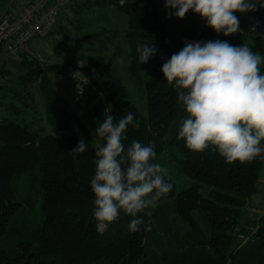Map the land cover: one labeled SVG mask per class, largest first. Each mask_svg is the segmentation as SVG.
Segmentation results:
<instances>
[{
	"label": "trees",
	"instance_id": "trees-1",
	"mask_svg": "<svg viewBox=\"0 0 264 264\" xmlns=\"http://www.w3.org/2000/svg\"><path fill=\"white\" fill-rule=\"evenodd\" d=\"M78 5L85 7L81 14L111 5L126 17V28L95 29L85 39L93 42L96 50L81 49L76 62L56 63L45 58L47 65L40 67L35 60L19 57L15 78L0 64L4 81L0 90H6L9 101L7 107L1 104L7 114L0 117V264H264V215L247 217L248 210L261 207L257 203V184L264 159L258 156L251 161L228 162L211 146L196 152L177 138L185 111L177 102L176 90L164 80L161 67L181 47L170 38L168 22L134 0L122 5L115 0L75 2L70 8L77 10ZM79 11L72 16L76 18L71 28L76 31L74 36L62 34L63 39L77 45L81 41L77 32L84 28ZM202 21L197 17L187 39L213 40L215 32L206 24L198 29ZM58 25L59 21L51 34H58ZM120 37L127 47L129 80L140 90L144 87L146 119L140 116L114 71L113 65L121 56ZM139 42H153L157 49L146 63L140 64L138 59ZM74 63L83 66L93 86L76 94L81 116L102 122L108 108L117 119L133 112L139 126L129 125L125 145L134 139L154 141L157 156L165 153L188 180V186L178 191L170 178L171 192L155 207L138 214L144 219L139 231L129 230L131 217L123 212L99 231L90 189L95 169L91 134L49 79L52 74L59 75L63 66ZM35 82L44 99L50 134L35 124L36 119L23 118L25 108L35 113L31 91ZM81 138L86 140L87 150L75 153L72 150ZM31 170L35 172L28 183L36 193L35 208H27L15 199L11 184L13 176ZM248 221L253 228H247Z\"/></svg>",
	"mask_w": 264,
	"mask_h": 264
},
{
	"label": "clouds",
	"instance_id": "clouds-1",
	"mask_svg": "<svg viewBox=\"0 0 264 264\" xmlns=\"http://www.w3.org/2000/svg\"><path fill=\"white\" fill-rule=\"evenodd\" d=\"M257 4H262L261 0H164L167 15L183 18L191 10L207 27L226 36L240 30L235 13L254 11ZM136 51L141 64L157 49L153 42H139ZM262 64L264 55L253 52L248 44L233 45L227 40L190 42L173 53L161 72L185 111L177 138L196 152L211 146L228 162H246L258 156L264 159ZM103 115L94 130V137L100 139L93 145V215L108 224L123 212L131 217L129 230L136 232L144 225L138 214L155 207L171 192L173 183L157 161L154 141L134 139L125 145L129 125L139 126L133 112L117 119L108 108ZM87 147L81 138L72 151L82 153Z\"/></svg>",
	"mask_w": 264,
	"mask_h": 264
},
{
	"label": "rangeland",
	"instance_id": "rangeland-1",
	"mask_svg": "<svg viewBox=\"0 0 264 264\" xmlns=\"http://www.w3.org/2000/svg\"><path fill=\"white\" fill-rule=\"evenodd\" d=\"M150 0H143L144 4H148ZM149 5V4H148ZM85 10V7L83 5L76 6L77 10H80V14L82 11ZM96 8V9H95ZM94 9H89L88 12L83 13V17L79 18L80 21L83 23V30L80 32H77L78 38L81 39V41L76 44V42L68 41L66 39H63L62 34L64 32H68L69 35L74 36L75 34L73 29H71L73 26H75V17H72V14L70 15L69 19L67 18V14H64L63 18L57 19V22L59 21V25L56 28L55 31L58 32V34H50L49 36L45 37L44 39H36L32 42L31 46L32 48L39 52L44 58L48 59L51 62L56 63H62V62H68L71 60H74L76 62L79 60L77 57L80 55V50L83 48H91L96 50V45L85 39V36H88L91 34L96 26L100 24H108V26H111L119 31H123L126 28V18L124 15L118 13L117 11L110 10L105 11L101 10L100 7H95ZM76 10V11H77ZM8 11V10H4ZM3 12V11H2ZM10 12V11H9ZM168 10L160 12L159 15H161L164 21L168 22L169 29L168 33L171 39H174L178 47H184L185 42L188 40L187 33L194 24L192 19L189 18H183L180 21L175 22L176 17L175 16H169L166 13ZM99 17H102V19L105 17L107 19L106 22L102 23L99 19ZM96 18V19H95ZM189 19V22H188ZM190 23V24H189ZM192 23V24H191ZM61 26V27H60ZM59 29V30H57ZM56 32V33H57ZM120 50H121V56L120 58L115 61L113 67L114 71L117 74V76L121 79L123 86L127 90V93L131 99V101L134 103V105L137 108L138 113L142 118H147V105H146V96L144 92V87L140 90L134 83H132L129 80L128 72L126 69L127 64V47L124 43L123 37H120ZM233 45H242V44H248L253 52L260 53L261 55H264V41H253L247 36H243L240 39L230 42ZM184 45V46H183ZM110 52L112 53L114 51L113 47H111ZM95 53V52H92ZM21 58L12 56L9 53L5 52L4 50L0 51V64L4 66V70H7L9 75L12 76V78H15L18 76V67L20 64ZM87 65L86 62H82ZM261 70L264 71V64L261 66ZM40 70H44L41 69ZM49 79L51 80L54 89L58 92V94L73 108V110L78 114L81 122L87 127V129L90 131L91 134V142L92 145H94L97 140L100 138L94 137V130L97 128L98 124L100 123L98 119L91 118V119H85L81 116L79 111L77 110L76 106V94L70 90L60 79L59 75H50ZM4 83V81L0 77V84ZM31 91L34 98L35 103V113L32 112L31 109L25 108L23 110V118L26 121H32L36 119V125L41 126L43 128V131L45 134H50L52 129L48 123L47 117H46V111H45V104L44 99L41 93V89L38 82H35L31 85ZM6 90H0V117L2 115L7 114V110L2 108L3 106L7 107L9 105L8 97L5 95ZM4 93V94H3ZM4 95L1 96V95ZM6 94H9L7 92ZM7 100V101H5ZM3 103H2V102ZM1 104L3 105L1 107ZM101 142V141H100ZM157 161L161 163L167 172L168 177H170L176 184L177 190H182L188 186V180L180 174L175 166L168 161V157L165 153L160 154L157 156ZM35 172V170L28 171L24 174H19L16 176H13L11 178V184L12 188L14 189V198L20 201L24 206L27 208H35L36 205L33 203L36 193L34 189L32 188L29 176L32 175ZM258 194L257 196H260V194L263 192L264 188V170L262 171V174L258 180ZM256 196V197H257ZM23 198H27V201H23ZM32 205V206H31ZM260 206V204H258ZM251 208V207H250ZM248 218L257 216L258 214L261 216L259 208L254 209L253 211L248 210L247 212ZM263 215V214H262ZM246 221V218L243 219ZM247 228H253V223L248 221ZM99 231H104L107 226L103 223H100L98 225ZM256 229H254L255 231Z\"/></svg>",
	"mask_w": 264,
	"mask_h": 264
},
{
	"label": "built area",
	"instance_id": "built-area-1",
	"mask_svg": "<svg viewBox=\"0 0 264 264\" xmlns=\"http://www.w3.org/2000/svg\"><path fill=\"white\" fill-rule=\"evenodd\" d=\"M115 1L122 5L131 0ZM75 2L77 0H32L22 6L17 13L3 11L0 14V51L4 50L12 56L35 60L41 67L46 66L48 61L35 51L31 44L36 39L49 36L61 13ZM261 2L264 4V0ZM262 4H257L254 11L235 13L240 20V30L227 36L223 32H215L213 40L233 42L243 36L264 40V5ZM204 25V21L200 22L198 29L202 30ZM196 41L198 40L188 39L185 44ZM59 77L75 94L93 88L90 78L83 73V66L80 63L63 66ZM259 210L264 215V198Z\"/></svg>",
	"mask_w": 264,
	"mask_h": 264
},
{
	"label": "crops",
	"instance_id": "crops-1",
	"mask_svg": "<svg viewBox=\"0 0 264 264\" xmlns=\"http://www.w3.org/2000/svg\"><path fill=\"white\" fill-rule=\"evenodd\" d=\"M32 0H0V14L2 13V11L4 10H8L12 13H17L21 8L22 6L28 4L29 2H31ZM94 0H77V2H80V4L82 3H89V2H92ZM134 1H137L139 3H143V0H134ZM144 4V3H143ZM149 4V5H148ZM148 4H145L147 5L150 9H153L155 10L157 13H160V12H163V11H166L168 9H166L164 7V0H150ZM96 9V8H95ZM94 9V10H95ZM101 10H105V11H110L111 9L114 10L115 8L111 5H106L104 7H100ZM115 11H117L119 13L118 10L115 9ZM169 11V10H168ZM75 12L76 10H73L71 9L70 7L65 9L61 15L64 16V14H67V18L70 17V15L72 14V16L75 15ZM81 16L83 17V14H81ZM185 18H189V19H192L191 22H195V20L197 19V17H200L199 14H196V13H193L191 10H189L185 16ZM183 17V18H184ZM126 18V17H125ZM183 18H176L175 19V22L177 21H180L181 19ZM96 19V18H95ZM101 19V20H100ZM189 19H188V22H189ZM97 20H100V22L104 23L107 21V19L104 17L102 19V17H99V19L97 18ZM190 24V23H189ZM192 24V23H191ZM101 27H111V26H108V24L104 23V24H100L98 26H96L95 29H99ZM215 35V34H214ZM206 39V38H205ZM263 198H264V188H263V192L260 194L258 200H257V203L258 204H262L263 202Z\"/></svg>",
	"mask_w": 264,
	"mask_h": 264
},
{
	"label": "bare ground",
	"instance_id": "bare-ground-1",
	"mask_svg": "<svg viewBox=\"0 0 264 264\" xmlns=\"http://www.w3.org/2000/svg\"><path fill=\"white\" fill-rule=\"evenodd\" d=\"M41 67V66H40Z\"/></svg>",
	"mask_w": 264,
	"mask_h": 264
}]
</instances>
